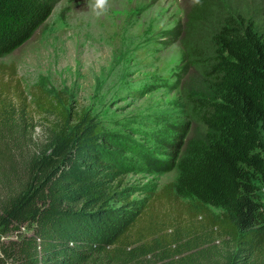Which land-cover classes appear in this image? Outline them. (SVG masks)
I'll return each mask as SVG.
<instances>
[{"label": "trees", "instance_id": "trees-1", "mask_svg": "<svg viewBox=\"0 0 264 264\" xmlns=\"http://www.w3.org/2000/svg\"><path fill=\"white\" fill-rule=\"evenodd\" d=\"M236 1L225 11L197 0L183 28L199 73L184 96L199 118L179 136L176 179L154 201H188L199 214L184 228L170 218L167 230L145 209L115 231L131 217L125 161L85 107L36 86L30 99L0 102V264H264V16ZM59 2L0 0V58Z\"/></svg>", "mask_w": 264, "mask_h": 264}, {"label": "rangeland", "instance_id": "rangeland-1", "mask_svg": "<svg viewBox=\"0 0 264 264\" xmlns=\"http://www.w3.org/2000/svg\"><path fill=\"white\" fill-rule=\"evenodd\" d=\"M237 2L216 0L225 11ZM196 4L197 0H111L108 12L96 19L87 0H60L26 45L0 58V102L30 99L36 86L50 94L64 91L104 126L107 149L125 161L117 163L131 201L126 206L131 217L112 226L119 234L145 209L151 208L152 222L164 223L167 230H174L170 218H179L184 228L199 214L188 201H154L176 179L179 136L189 126L191 131L197 127L194 119L199 118L191 114L184 96L187 83L199 75L188 66L183 29ZM239 4L260 6L264 16V0ZM206 37L197 43L207 44ZM124 145L137 151L127 153ZM258 186L264 205V189Z\"/></svg>", "mask_w": 264, "mask_h": 264}, {"label": "clouds", "instance_id": "clouds-1", "mask_svg": "<svg viewBox=\"0 0 264 264\" xmlns=\"http://www.w3.org/2000/svg\"><path fill=\"white\" fill-rule=\"evenodd\" d=\"M111 7V0H87L89 13L96 19L104 16Z\"/></svg>", "mask_w": 264, "mask_h": 264}]
</instances>
